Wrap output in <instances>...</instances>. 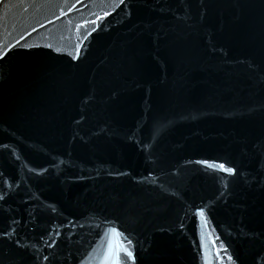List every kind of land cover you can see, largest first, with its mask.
<instances>
[{
    "label": "water",
    "instance_id": "water-1",
    "mask_svg": "<svg viewBox=\"0 0 264 264\" xmlns=\"http://www.w3.org/2000/svg\"><path fill=\"white\" fill-rule=\"evenodd\" d=\"M0 264H264V0H0Z\"/></svg>",
    "mask_w": 264,
    "mask_h": 264
},
{
    "label": "snow or ice",
    "instance_id": "snow-or-ice-1",
    "mask_svg": "<svg viewBox=\"0 0 264 264\" xmlns=\"http://www.w3.org/2000/svg\"><path fill=\"white\" fill-rule=\"evenodd\" d=\"M129 255H130V253H129Z\"/></svg>",
    "mask_w": 264,
    "mask_h": 264
}]
</instances>
